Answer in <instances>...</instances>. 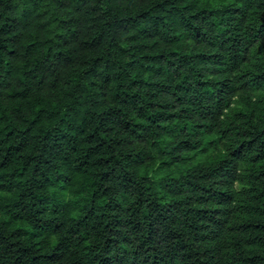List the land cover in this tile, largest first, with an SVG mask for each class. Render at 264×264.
I'll list each match as a JSON object with an SVG mask.
<instances>
[{
	"label": "trees",
	"instance_id": "1",
	"mask_svg": "<svg viewBox=\"0 0 264 264\" xmlns=\"http://www.w3.org/2000/svg\"><path fill=\"white\" fill-rule=\"evenodd\" d=\"M0 264H264V0H0Z\"/></svg>",
	"mask_w": 264,
	"mask_h": 264
}]
</instances>
